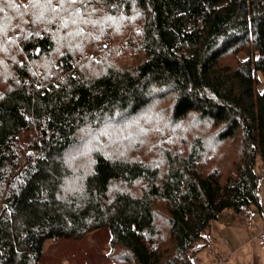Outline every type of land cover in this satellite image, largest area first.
I'll use <instances>...</instances> for the list:
<instances>
[{
  "label": "trees",
  "instance_id": "obj_1",
  "mask_svg": "<svg viewBox=\"0 0 264 264\" xmlns=\"http://www.w3.org/2000/svg\"><path fill=\"white\" fill-rule=\"evenodd\" d=\"M52 4L0 0V264L99 228L117 264H195L262 209L264 0Z\"/></svg>",
  "mask_w": 264,
  "mask_h": 264
},
{
  "label": "rangeland",
  "instance_id": "obj_2",
  "mask_svg": "<svg viewBox=\"0 0 264 264\" xmlns=\"http://www.w3.org/2000/svg\"><path fill=\"white\" fill-rule=\"evenodd\" d=\"M19 48L14 45L8 50L6 57L9 63H15L22 55ZM260 77L264 80V74H260ZM97 137L98 132L87 133L75 151L83 152L86 145L94 144L93 140ZM118 143L122 142L118 140ZM261 160H257L256 171L262 209L251 204L242 213L229 208L220 212L198 244L199 251L193 256L196 264H264V246L256 230L258 224L261 229L264 226V173ZM109 242L110 232L104 228L96 229L79 239L48 238L40 264H117L120 259L112 257V250H116L109 246Z\"/></svg>",
  "mask_w": 264,
  "mask_h": 264
},
{
  "label": "snow or ice",
  "instance_id": "obj_3",
  "mask_svg": "<svg viewBox=\"0 0 264 264\" xmlns=\"http://www.w3.org/2000/svg\"><path fill=\"white\" fill-rule=\"evenodd\" d=\"M65 2L74 5L77 2V0H61V3H65ZM34 4L35 6H48V7H59L60 6L59 4L53 5L52 0H34ZM73 22L75 23V21Z\"/></svg>",
  "mask_w": 264,
  "mask_h": 264
},
{
  "label": "built area",
  "instance_id": "obj_4",
  "mask_svg": "<svg viewBox=\"0 0 264 264\" xmlns=\"http://www.w3.org/2000/svg\"><path fill=\"white\" fill-rule=\"evenodd\" d=\"M260 224L257 225V236L260 241V243L264 246V226L263 229L259 227Z\"/></svg>",
  "mask_w": 264,
  "mask_h": 264
},
{
  "label": "crops",
  "instance_id": "obj_5",
  "mask_svg": "<svg viewBox=\"0 0 264 264\" xmlns=\"http://www.w3.org/2000/svg\"><path fill=\"white\" fill-rule=\"evenodd\" d=\"M196 264V263H195Z\"/></svg>",
  "mask_w": 264,
  "mask_h": 264
}]
</instances>
